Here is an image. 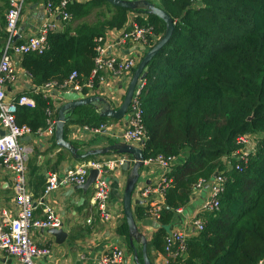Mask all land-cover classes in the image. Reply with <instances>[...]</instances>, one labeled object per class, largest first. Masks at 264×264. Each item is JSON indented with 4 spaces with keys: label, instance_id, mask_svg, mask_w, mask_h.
<instances>
[{
    "label": "trees",
    "instance_id": "16d2710c",
    "mask_svg": "<svg viewBox=\"0 0 264 264\" xmlns=\"http://www.w3.org/2000/svg\"><path fill=\"white\" fill-rule=\"evenodd\" d=\"M159 3L174 30L147 65L139 97L148 137L143 151L145 158H184L167 175L171 183L151 245L163 252V238L176 210L188 203L199 179L218 172L227 178L219 208L206 213L203 230L188 240L183 264H256L264 257V0ZM75 7L69 5V12ZM114 9L106 24H82L73 35L52 32L45 53L23 56L21 66L32 83L62 81L73 71L83 82L93 66L94 39L103 36L105 26L126 23L128 11ZM135 22L145 23L140 18ZM146 22L156 34L164 33V23L156 16L148 15ZM33 98L36 107L18 106L15 119L36 132L46 126L45 110L51 106L41 93ZM75 111L80 125L105 120L87 107ZM243 134L260 136L246 163L231 157L240 148L236 138ZM118 232L127 236V225Z\"/></svg>",
    "mask_w": 264,
    "mask_h": 264
},
{
    "label": "built area",
    "instance_id": "2783aa9c",
    "mask_svg": "<svg viewBox=\"0 0 264 264\" xmlns=\"http://www.w3.org/2000/svg\"><path fill=\"white\" fill-rule=\"evenodd\" d=\"M76 1L82 0L47 2L46 12L49 18L58 16L65 25L71 20L68 4ZM25 3L26 0H8V8L5 14L6 38L0 54V132H4L3 136L0 135V165L11 172L15 208L14 216L10 217L8 213L3 212L0 217V251L16 259L20 264H35L36 259L47 256L50 250L39 247L33 242L30 235L31 230L61 227L59 216L47 201L48 194L59 187L84 185L89 172L96 170L97 175L91 185L92 193L89 203L94 210V216L101 222L107 223L111 220L109 213L110 189L107 177L110 172H114L115 168L122 164L123 157L113 155L99 157V159L90 158L71 167L61 176L56 173H48L41 197L37 201L32 199L26 185L27 158L22 139L32 134L41 135L44 131L47 132L48 136H53L55 117L52 108L48 107L45 110V129L40 128L36 132H32L27 125H18L15 119L17 107L24 106L33 109L36 107V103L33 97L25 94H20L13 101H6V87L18 79L14 57H23L30 53L38 55L45 53L49 48L48 35L52 32H58L60 29L54 20H48L43 22L35 35L27 37L22 42H17L18 22ZM142 16L145 21L144 24L131 23L118 34L117 40H114L111 46L107 44L104 35L94 39L93 66L83 82L79 81L78 73L73 71L62 81L50 80L36 87L37 93H41L43 98H46V94L51 90L59 93L74 91L85 94V92L94 90L96 79L102 73L120 81L130 77L146 50L151 48L161 37L155 33L154 26L146 22L148 16L144 14ZM111 47L125 49L128 54L122 52L124 54L122 56L110 55L108 52ZM144 84L145 80H141L133 93L128 108L126 127L119 138L121 142L140 146L142 150L148 139L139 101ZM106 127L105 123H100L91 130L94 134H102ZM259 137L258 134L239 135L236 138V145L240 148L231 157L246 163L249 156L254 153ZM176 160L177 157L161 154L144 159V166H157L160 170L159 178L153 185H145L140 189L135 188L134 192L138 199L147 201L144 215L155 221L159 220L160 212L165 207V194L171 183L167 175L174 167ZM236 169L240 171L242 168L236 166ZM216 173L215 177L213 175L209 179H199L193 188L194 192L202 190L204 186L209 189V196L200 207V211L203 213H212L219 208V198L224 191L227 178L222 173ZM38 207L41 209V216L39 217L35 216ZM176 212H180V209H177ZM92 221H95V218L89 217L86 220L87 224H91ZM204 225V219L195 218L192 222L196 234L203 230ZM186 233V230H171L166 233L163 238L162 253L165 256L163 264H183L189 240ZM123 258L124 251L116 247L102 255L96 264H122ZM256 264H264V257Z\"/></svg>",
    "mask_w": 264,
    "mask_h": 264
},
{
    "label": "crops",
    "instance_id": "0c3cea01",
    "mask_svg": "<svg viewBox=\"0 0 264 264\" xmlns=\"http://www.w3.org/2000/svg\"><path fill=\"white\" fill-rule=\"evenodd\" d=\"M50 1L26 0L24 11L18 22L17 31L21 30V33L17 34V42H22L27 37L35 35L43 22L48 20H54V23L60 29L58 32H67L70 35H73L76 28L82 24H97L96 22H90L86 14V10L90 7L93 0L70 2L68 7L72 4H77V7H75L73 12H70L71 20L65 25L58 16L49 18L46 12V3ZM148 1L160 5L159 0ZM7 8L8 0H0V54L6 38L5 14ZM126 18V23L119 28L104 27L103 35L106 37V42L109 46H111L114 40H117L118 34L121 31L135 22L136 19H143V16L142 14L128 11ZM124 51L125 49H114L111 47L108 53L113 56H122L125 54L122 53ZM22 58L14 57L18 79L6 87V101H13L20 94H25L29 97L38 94L36 87L39 86L32 83L31 78L21 66ZM129 80L128 78L120 81L119 79L102 73L96 79L94 90L85 92V95L104 96L113 102V107H118L125 94ZM120 82L122 83L121 88L119 87ZM59 94L55 90H51L46 94V100L50 104L55 118L57 114L56 107L62 102ZM71 118L67 128H64L65 139L76 147L82 145L80 147L82 148L80 153L94 148H100L105 141L108 144L121 141L117 137L124 132L126 127L124 121L110 119L96 121V125L92 123H83V125H80L75 121L78 118L76 111L72 114ZM100 123H105L107 126L106 130H104L109 135L107 139L104 135L94 134L91 130V128ZM97 135H100L101 138H97ZM22 144L27 158L26 185L34 201H37L41 197L48 173H56L61 176L71 169V167L84 161L75 160L68 151L58 147L55 144L54 135L48 136L45 131L41 135L32 134L25 136L22 139ZM99 157L101 158L103 156H97L93 159H99ZM183 158V155L177 157L175 165L181 163ZM159 174L160 170L156 165L144 166L140 172V179L136 189H140L145 185H153L158 180ZM126 175L121 173L120 169H117L114 172H110L107 177L110 189L109 213L111 216V220L107 223L101 222L94 216V210L89 203L92 186L88 188L85 194L81 190L71 191V186L59 187L51 191L47 196V201L61 220V227L57 229H61L67 235L63 241H57L55 236L49 232L51 229L31 230L30 235L33 242L39 247L50 250L47 256L36 259L35 264H96L102 255L116 247L124 251L122 264H136L134 252L129 247L128 235L124 236L118 232V227L125 223L121 195L124 190ZM12 186L11 172L0 165V217L3 212L8 213L10 217L15 214ZM208 196L209 189L207 186H204L202 190L193 192L188 203L179 208L180 212H175L172 221L167 227V232L171 230H186L189 239L195 236L196 231L192 226V222L195 218H206L207 214L200 211V205ZM132 202L131 209L137 230L145 238L147 244V259L150 264H163L165 260L164 254L154 250L151 245L153 236L160 228V223L144 215L147 208V201L138 199L135 192L132 196ZM35 216H41V209L39 207L35 211ZM89 217L95 218V221H92L91 224H87L86 222ZM139 241L140 238L138 240L134 239L133 245L139 264H143L142 246ZM0 264L20 263L16 259L7 256L3 251H0Z\"/></svg>",
    "mask_w": 264,
    "mask_h": 264
},
{
    "label": "water",
    "instance_id": "95a60500",
    "mask_svg": "<svg viewBox=\"0 0 264 264\" xmlns=\"http://www.w3.org/2000/svg\"><path fill=\"white\" fill-rule=\"evenodd\" d=\"M106 3L110 4L114 8H121L127 11H139L140 14L153 15L162 20L164 23V33L161 35L160 39L149 49L146 50L143 57L139 60L136 68L131 73L130 80L126 86L125 94L122 98L121 103L118 107H113V102L104 96L90 95L86 96L84 93H77L74 91L62 92L59 94L60 100L62 101L56 107L57 114L55 118V130H54V140L55 144L65 149L70 153V155L75 160H86L89 158H94L97 156H113L117 155L123 157L122 164L115 168V170L120 169V172L126 175V181L123 193L121 195L122 207L124 220L128 229L129 237V247L134 252V259L136 264H139L136 250L133 245V240H138L140 238V243L142 246V258L143 264H150L146 256V241L145 238L137 230L136 223L132 214V196L138 181L140 179V172L144 168V151L140 146H134L121 141L108 144L107 141L102 143L100 148H94L92 150L80 153V147L74 146L71 142L64 138V125L68 122L78 108L87 107L100 119H110L114 121H124L126 126V118L128 113V108L131 103L133 93L138 87L141 80H145L147 75L148 63L150 60L156 56L159 51L168 43L173 30L174 23L170 16L162 9L159 5L148 0H104ZM21 30L18 31V34ZM18 36V35H17ZM128 54V51H124ZM126 78V79H128ZM125 79V80H126ZM119 87H122V83H119ZM56 95V93H55ZM250 119V118H249ZM3 136L4 132H0ZM107 139L109 136L106 132L102 133ZM119 135L117 138H120ZM97 175L96 170H91L89 176L84 185L74 186L71 191L81 190L84 194L87 192L88 188L91 187L94 179ZM217 173L214 174V177ZM49 232L55 236L56 240L63 241L66 235L61 229H51ZM138 242V241H137Z\"/></svg>",
    "mask_w": 264,
    "mask_h": 264
},
{
    "label": "rangeland",
    "instance_id": "374dc122",
    "mask_svg": "<svg viewBox=\"0 0 264 264\" xmlns=\"http://www.w3.org/2000/svg\"><path fill=\"white\" fill-rule=\"evenodd\" d=\"M115 13L116 11L114 7L106 6L103 3L99 4L94 1L90 5V7H88V9L86 10L88 20L92 23L96 22L97 24H100V25L110 21L111 18L115 15ZM97 138H101V136L97 135ZM202 204L203 202L201 203L200 206H202Z\"/></svg>",
    "mask_w": 264,
    "mask_h": 264
}]
</instances>
